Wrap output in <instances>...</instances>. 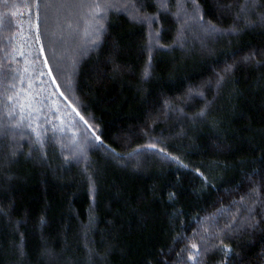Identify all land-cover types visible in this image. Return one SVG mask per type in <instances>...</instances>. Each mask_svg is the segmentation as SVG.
<instances>
[{"label":"trees","instance_id":"1","mask_svg":"<svg viewBox=\"0 0 264 264\" xmlns=\"http://www.w3.org/2000/svg\"><path fill=\"white\" fill-rule=\"evenodd\" d=\"M0 264H264V0H0Z\"/></svg>","mask_w":264,"mask_h":264}]
</instances>
